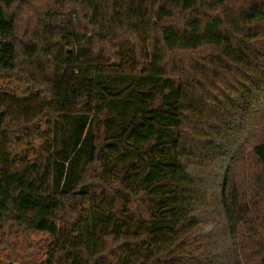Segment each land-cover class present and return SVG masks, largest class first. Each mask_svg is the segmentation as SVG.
<instances>
[{
	"label": "trees",
	"instance_id": "trees-1",
	"mask_svg": "<svg viewBox=\"0 0 264 264\" xmlns=\"http://www.w3.org/2000/svg\"><path fill=\"white\" fill-rule=\"evenodd\" d=\"M0 77V252L264 264V0H0Z\"/></svg>",
	"mask_w": 264,
	"mask_h": 264
},
{
	"label": "rangeland",
	"instance_id": "rangeland-1",
	"mask_svg": "<svg viewBox=\"0 0 264 264\" xmlns=\"http://www.w3.org/2000/svg\"><path fill=\"white\" fill-rule=\"evenodd\" d=\"M0 90H2L3 92H7V93H14L18 96H23L30 92L29 89L25 86L23 79H20L17 77H10L8 79H4L3 77H0ZM40 127H42V124H40ZM24 141H25L24 139L19 140V143H18L19 147L17 151L26 150V152H29L30 147L38 146L36 141L31 142L29 145L26 144ZM46 238L47 236L42 235V234H34V235L32 234L28 240L31 250L33 251L37 250L36 247L38 245H41L39 243H41V241L46 240ZM21 243H22L21 238H17V244H18L16 248L17 257L15 259L9 258L7 256L8 253L6 250H3L2 252H0V264H7V263L22 264L21 258L23 257L21 256V254L23 251L21 248Z\"/></svg>",
	"mask_w": 264,
	"mask_h": 264
}]
</instances>
